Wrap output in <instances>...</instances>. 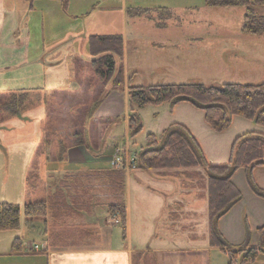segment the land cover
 Listing matches in <instances>:
<instances>
[{"label":"crops","instance_id":"1","mask_svg":"<svg viewBox=\"0 0 264 264\" xmlns=\"http://www.w3.org/2000/svg\"><path fill=\"white\" fill-rule=\"evenodd\" d=\"M35 2L47 3L57 11L58 6H63L64 2L67 5L69 0H0V63H4L0 64V79H3L0 86H10L11 82L5 80L14 72L22 79L19 83L15 80V84L23 86L30 77H41L43 87L49 86L50 93L64 89L66 94L71 95L74 90L82 89L79 80L83 71L76 70L75 62L88 58L83 52L86 36L112 34L95 33L88 29L78 42L79 33H73L75 29L70 22L60 26V22L64 21L57 14L55 19L60 22L55 20L54 28L61 30V42L67 44V51L55 52L57 42L53 51L46 53L42 46V51L31 58L29 14L34 11ZM159 9L168 13L165 8ZM37 11L45 14L43 6ZM124 13L126 10L121 12V17H125ZM117 17L120 20V15ZM6 20L9 21L6 23ZM159 42L149 39L153 47H157ZM9 51L11 56L14 55L12 60L6 57ZM78 54H82V58ZM124 74L127 78L125 69ZM8 78L11 79L10 76ZM82 86L90 89L88 84L85 86L83 83ZM23 87L18 89L21 95L48 92L47 87L45 90ZM108 87L103 88L102 95L105 97L98 101L97 115L108 119L106 125L112 127L119 120L122 101L128 103V96L126 90L116 91ZM54 107L58 111L72 110L70 104L58 103ZM32 111L30 121L11 119L6 123L4 132L10 134H5L3 141L0 140V148L3 145L4 151V181L6 185L11 183L16 186L10 203L22 207L28 202L46 200L49 209L40 217L22 215L17 229L0 232V264H211L213 253H226L210 245L209 220L207 230L198 232L196 213L188 209L191 196L203 197L207 203L205 189L182 177H173L174 170L136 171L135 167L124 171V190L119 193L114 190L109 174L114 170L111 160L114 148L118 146V137H113L114 141L108 143V136V140L103 142L100 134V144L93 149L85 141L70 137L69 130V138L58 137L52 150H44L46 140L41 129L44 107L37 103ZM185 126L201 145L210 164L228 162L230 151L226 157L217 146L223 134L208 130L207 125H197L198 134L189 125ZM112 129L109 128L108 132ZM252 131L264 134V127L256 124L255 128L242 134ZM242 134L228 139L230 150L235 138ZM123 146L126 158H132L128 143ZM137 155L135 153L134 158ZM217 157L227 161L214 163L212 160ZM259 174L264 176L263 165L253 168V176L264 188V183L258 181ZM232 182L242 198L219 219L218 230L233 249L245 244L248 248H258L261 238L256 230L264 225V199L251 191L244 169L234 173ZM119 199L125 200L126 204L125 235L119 225L112 224L107 213L108 206ZM34 245L41 251L33 252L31 247ZM257 260V263H263L264 254Z\"/></svg>","mask_w":264,"mask_h":264},{"label":"rangeland","instance_id":"2","mask_svg":"<svg viewBox=\"0 0 264 264\" xmlns=\"http://www.w3.org/2000/svg\"><path fill=\"white\" fill-rule=\"evenodd\" d=\"M40 6H43L45 14L37 11ZM57 8L56 11L54 6L35 2L34 11L29 14L31 58L42 51V46L46 53L53 51V46L57 42L55 52L67 51V44L61 42V30L54 28L55 20H58L55 17L58 14L64 21L62 23L58 20L60 26L70 22L75 29L73 33H79L78 42L88 29L96 31L95 33L122 35L125 54L123 68L128 76L133 77L132 83L135 85L198 82L210 86L224 83L264 82V34H249L242 31L245 7L212 8L205 5V0H69L67 5ZM159 8H165L168 13ZM251 8L255 15L264 16V7ZM125 10V17H121V12ZM144 10L146 12H142ZM130 12L142 13L136 15ZM119 15L120 20L117 17ZM8 21L6 20V23ZM87 38L86 36L83 52L88 58L83 57V61L75 62L76 70L83 71L79 80L82 89L74 90L75 93L71 95L66 94L64 89L50 93L49 86L43 87L41 77L39 79L30 77L28 82H24L23 87L18 84L22 79L17 74L14 72L9 74L13 82L7 76L5 81H10V86H0V140L3 141L5 134H10L4 132L6 123L11 119L30 121V113L37 103H41L44 107L41 128L43 138L46 140L44 150H52L58 137L69 138L70 130L72 134L70 137L77 141H85L93 149L98 148L100 144L98 139L100 134L103 142L108 136L109 140L106 139L108 143L114 141L113 137H118V146L114 148V152L128 143V152L134 158L135 153L139 154L146 146L148 134L160 138L161 132L171 123L189 125L197 134L199 133L196 129L197 125L206 126L202 111L195 109L188 102L179 103L171 110L169 103L139 108L131 105L128 99V103L122 101L119 120L108 132L109 128H112L106 125L109 120L97 115L98 101L104 100L105 97L102 95L104 87L91 67ZM149 39L160 42L157 47H153ZM11 55L9 51L7 59L12 60L14 55ZM78 57L82 58V54H78ZM0 64L4 65V63ZM15 80L17 84L14 83ZM83 83L85 86L88 84L90 89L84 88ZM21 87H39L38 89L43 90L47 87L48 92L21 95L18 91ZM58 103L70 104L72 110H54V104ZM132 111L138 115L142 125V130L135 137L130 136L127 123V116ZM255 127L253 121L234 116L230 126L219 132L223 135H220L217 146L228 157L231 143L228 139L232 140L235 135ZM2 152H4L3 145L0 148V202L10 203L16 186L11 183L5 184ZM212 161L225 163L227 160L217 157ZM135 170L142 169L137 167ZM258 179L264 183V176L259 174ZM188 209L196 213L199 223L197 231L200 233L206 231L208 222L206 200L203 197L191 196ZM244 223L248 234L246 221ZM112 224L119 225L113 221ZM248 237L249 235L247 239ZM228 262L229 257L225 252L216 251L211 256V264H228ZM233 262L239 264L236 259L230 260L231 264Z\"/></svg>","mask_w":264,"mask_h":264},{"label":"trees","instance_id":"3","mask_svg":"<svg viewBox=\"0 0 264 264\" xmlns=\"http://www.w3.org/2000/svg\"><path fill=\"white\" fill-rule=\"evenodd\" d=\"M205 5L212 8L245 7L242 31L264 34V16L255 15L251 8L264 7V0H205ZM142 12H136V15ZM87 48L91 67L102 86H110V89L116 91L126 90L131 105L142 108L169 103L172 110L177 104L188 102L195 109L202 111L205 124L216 133L227 129L234 116L251 120L264 127V83H224L207 86L188 82L135 85L132 83V76L126 78L124 74L122 35H90L87 38ZM127 123L131 137H135L142 130L139 117L133 111L128 114ZM146 139V146L136 157V167L165 172L174 170L173 177H182L194 182L196 187L206 190L210 245L226 251L228 264H231V259H236L239 264L254 263L264 254V225L256 230L261 238L258 248H248L245 244L233 249L218 230L219 219L242 198L241 192L232 182V177L238 169L245 170L249 188L256 196L264 199V188L258 185L253 176L255 166H264V134L252 131L236 137L228 162L219 165L208 162L201 145L184 124L171 123L161 132L160 138L148 134ZM196 168L201 170H194ZM109 174L114 182V190L122 192L125 183L124 170L114 168ZM161 175L165 176L163 173ZM48 209L49 202L46 200L28 202L22 207L0 202V232L17 229L22 215L40 217L45 215ZM107 213L110 219L116 213L120 215L119 227L125 235V200L119 199L110 204Z\"/></svg>","mask_w":264,"mask_h":264},{"label":"built area","instance_id":"4","mask_svg":"<svg viewBox=\"0 0 264 264\" xmlns=\"http://www.w3.org/2000/svg\"><path fill=\"white\" fill-rule=\"evenodd\" d=\"M111 162H112V166L115 169L124 170V171L132 169V168L136 167V165H137V159L136 158H132V159L126 158V150L122 147H121V149L117 148L115 150ZM120 219L121 218H120V215L118 213H116L112 217V221L115 224H120ZM31 250L33 252H40L41 251L37 245L32 246ZM232 264H236V263L233 262Z\"/></svg>","mask_w":264,"mask_h":264}]
</instances>
